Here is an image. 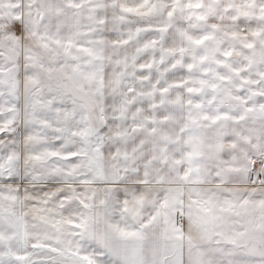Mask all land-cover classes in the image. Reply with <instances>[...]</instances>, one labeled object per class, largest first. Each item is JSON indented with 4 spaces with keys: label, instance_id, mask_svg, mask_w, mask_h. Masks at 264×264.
Wrapping results in <instances>:
<instances>
[{
    "label": "snow or ice",
    "instance_id": "1",
    "mask_svg": "<svg viewBox=\"0 0 264 264\" xmlns=\"http://www.w3.org/2000/svg\"><path fill=\"white\" fill-rule=\"evenodd\" d=\"M0 264H264V0H0Z\"/></svg>",
    "mask_w": 264,
    "mask_h": 264
}]
</instances>
